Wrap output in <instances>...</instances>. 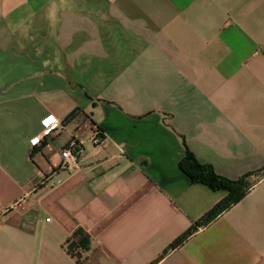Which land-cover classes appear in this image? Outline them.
Wrapping results in <instances>:
<instances>
[{"label": "crops", "instance_id": "crops-1", "mask_svg": "<svg viewBox=\"0 0 264 264\" xmlns=\"http://www.w3.org/2000/svg\"><path fill=\"white\" fill-rule=\"evenodd\" d=\"M0 264H264V0H0Z\"/></svg>", "mask_w": 264, "mask_h": 264}, {"label": "trees", "instance_id": "trees-1", "mask_svg": "<svg viewBox=\"0 0 264 264\" xmlns=\"http://www.w3.org/2000/svg\"><path fill=\"white\" fill-rule=\"evenodd\" d=\"M75 112H71L66 116V119L73 118ZM98 130V129H97ZM100 131V130H98ZM100 137L102 134L100 132ZM179 168L189 177L192 182H200L205 184L213 190H223L226 192L224 198L213 206L208 212L200 217L185 234L175 239L170 243L169 248L179 245L186 235H189L192 231L196 230L199 226H202L212 220L217 214L223 210L229 208L231 205L239 201L247 189V182L245 176H241L237 179H228L217 173L208 164L199 163L193 154L186 150L184 156L178 162ZM87 243V235L81 231H77L73 234L72 238L67 240L65 246L66 251L71 255H76L78 248H85Z\"/></svg>", "mask_w": 264, "mask_h": 264}, {"label": "built area", "instance_id": "built-area-1", "mask_svg": "<svg viewBox=\"0 0 264 264\" xmlns=\"http://www.w3.org/2000/svg\"><path fill=\"white\" fill-rule=\"evenodd\" d=\"M43 123L47 126L46 132L48 133L52 128L58 125L57 122H52V120L49 117L43 118ZM45 132V133H46ZM43 132L39 136H37V140H39L43 135H45ZM91 141L95 144H97L100 140V131L97 129L93 130V133L91 135ZM60 157H61V163L60 165L63 168L70 169L77 166L78 163V151H77V144L75 141H70L67 145L63 146L60 149ZM58 181L52 178L51 174H43L33 189L36 188H49L53 184H56ZM18 205L17 202L13 204V207H16ZM67 245V243H66ZM65 245V246H66Z\"/></svg>", "mask_w": 264, "mask_h": 264}]
</instances>
